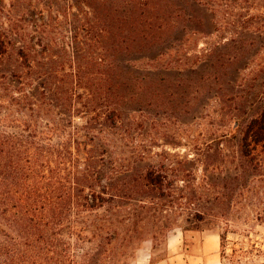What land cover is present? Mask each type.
Listing matches in <instances>:
<instances>
[{"label":"trees","instance_id":"trees-1","mask_svg":"<svg viewBox=\"0 0 264 264\" xmlns=\"http://www.w3.org/2000/svg\"><path fill=\"white\" fill-rule=\"evenodd\" d=\"M186 2L0 0V264H120L124 208L171 198L170 153L118 164L108 134L150 93L119 59L165 45ZM241 143L264 145V112Z\"/></svg>","mask_w":264,"mask_h":264},{"label":"rangeland","instance_id":"rangeland-1","mask_svg":"<svg viewBox=\"0 0 264 264\" xmlns=\"http://www.w3.org/2000/svg\"><path fill=\"white\" fill-rule=\"evenodd\" d=\"M182 6L185 18L165 45L119 59L150 93L140 92L108 134L118 164L170 153L172 196L125 207L107 254L141 264L145 254L164 256L170 233L200 230L223 237L222 264H264V145L241 154L247 125L264 112V0Z\"/></svg>","mask_w":264,"mask_h":264},{"label":"crops","instance_id":"crops-1","mask_svg":"<svg viewBox=\"0 0 264 264\" xmlns=\"http://www.w3.org/2000/svg\"><path fill=\"white\" fill-rule=\"evenodd\" d=\"M164 256L145 254L141 264H222V241L212 231H176L168 235Z\"/></svg>","mask_w":264,"mask_h":264}]
</instances>
